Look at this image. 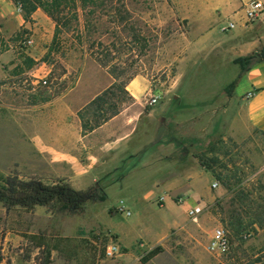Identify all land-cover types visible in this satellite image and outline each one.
<instances>
[{"label":"rangeland","instance_id":"1","mask_svg":"<svg viewBox=\"0 0 264 264\" xmlns=\"http://www.w3.org/2000/svg\"><path fill=\"white\" fill-rule=\"evenodd\" d=\"M237 6L236 0H61L57 32L38 8L48 18L35 26L42 37L38 43L25 27L9 37L0 33V52L10 49L17 62L9 71L12 77L0 81L1 180L16 176L50 184L71 179L75 189L94 183L74 176L70 163L53 164L51 153L30 143L29 124L11 121L6 106L38 107L62 96L84 70L92 94L106 81L113 83L110 71L120 75L119 84L139 79L147 86L138 103L142 112L130 113L136 115V127L128 150L112 171L110 162L91 174L106 199L87 203L79 215L51 214L43 207L5 213L0 204V264H35L43 250L24 234H40L47 248L67 239L57 246L72 259L52 250V264H264V133L245 126L246 95L235 97L243 84L226 91L239 71L233 59L264 47V15L245 27L223 30ZM20 14L24 19L22 9ZM24 21L32 26L30 17ZM25 36L35 44L24 47ZM39 63L48 71L44 86L31 85L26 75ZM92 80L99 84L91 87ZM125 91L119 108L130 103ZM152 95L159 99L149 105ZM199 155L226 164L236 184L225 189L199 166ZM78 157L86 160L82 153ZM240 197L247 215L257 206V217L246 216L245 223H254L233 233L226 219ZM196 205L202 211L191 220L186 211ZM217 226L230 242L229 253L220 257L206 248ZM111 241L123 254L101 257ZM154 248L158 253L142 262Z\"/></svg>","mask_w":264,"mask_h":264},{"label":"crops","instance_id":"2","mask_svg":"<svg viewBox=\"0 0 264 264\" xmlns=\"http://www.w3.org/2000/svg\"><path fill=\"white\" fill-rule=\"evenodd\" d=\"M30 18L33 21L32 29L28 25L29 23L22 19L20 12L16 11V6L11 0H0V33L2 37H9L6 35H9L10 32L25 27L29 32L36 34L38 43L42 37L36 29L37 25L40 24L42 27L47 23L48 18L38 9L31 14ZM29 56L33 57L32 55ZM14 60L10 56V49L0 52V81L12 77L9 71L17 63ZM90 69L94 72L97 71L96 67ZM88 77L84 70L72 88L68 89L62 96L42 103L38 107L8 105L3 111L9 113L10 120H15L14 122L17 125L21 126L22 121L29 124L28 134L30 135L28 137L30 143L40 150L51 153L53 164L70 163L69 167L73 169L70 171H74V176L89 177L92 180L91 182H96L94 175L91 176V174H94L96 170L101 169L104 165L110 164V162L112 164L110 171H112L115 169L114 164L118 157L128 150L132 131L136 127V115L133 116L130 113L136 109L137 113L142 112L138 103H141V97L147 90V86L139 79L130 81L126 86L130 103L121 106L118 114L106 122L84 133L81 129L78 112L111 84L106 81L97 93L92 94L95 92L94 88L87 89L84 84ZM95 82L92 80L89 85L94 87L95 84H99ZM240 83L244 87L239 95L235 97L242 98L247 93L249 94L244 100L243 107L245 126L264 132V62L252 64L242 74L236 85ZM108 129L109 132L97 137L100 134L99 132ZM120 147L121 150H119ZM80 153L86 156V160L81 161L79 159L78 154ZM77 163L79 165H76ZM110 171L105 173L104 176ZM65 181L71 183V179ZM122 254L120 252L116 256Z\"/></svg>","mask_w":264,"mask_h":264},{"label":"trees","instance_id":"3","mask_svg":"<svg viewBox=\"0 0 264 264\" xmlns=\"http://www.w3.org/2000/svg\"><path fill=\"white\" fill-rule=\"evenodd\" d=\"M12 3L22 9L23 17L28 20L30 15L38 8L53 21L55 24V30L60 28L58 14L61 6V0H49L50 2H40V0H11ZM36 1V2H35ZM85 0H83L84 2ZM55 37V34H54ZM264 62V47L254 50L253 52L239 56L233 59V63L238 66V73L235 79L228 84L226 87L227 93H231L234 90L236 83L242 74L248 70V68L254 64ZM101 67H107V64L103 62H97ZM109 66V70H110ZM113 83L110 84L101 93L96 95L89 103L84 106L82 110L78 112V117L81 123L82 132H89L94 128L98 127L102 123L109 120L119 112L118 101L121 94H126L125 87L128 83L121 82L119 84V74H115L113 71L109 72ZM72 88V87H70ZM149 108L144 109L147 112ZM261 132V131H260ZM264 133V132H261ZM198 164L201 168L211 172V174L217 178L220 184L227 190H230L235 182V173L230 170L226 164H219L220 161L214 158H207L204 156H197ZM219 170V172L216 171ZM120 180L116 178L114 182ZM98 181L87 186L84 189H75L67 181L59 180L46 184L38 178H29L26 180L19 179L16 176H7L4 179H0V204L4 209L5 213L10 212L15 208H20L25 211H31L35 207H43L51 214L61 215H79L84 212L87 203L103 202L106 199V194ZM244 198L240 197L234 199L236 205L228 211L227 214V228L233 233L245 230L250 224L254 222L245 223L244 218L255 217L256 219V207L252 214L247 215L245 211V204L242 202ZM234 206V205H233ZM238 206H240L238 208ZM250 209V207L248 208ZM224 221V220H223ZM24 239L29 240L34 244L35 248L42 249L43 252H38V257L35 258V264H52L51 251L56 250L57 254L65 259L71 260L72 256L61 252L58 248L57 243L60 241H67L66 238L63 240H57L51 248L45 247L44 238L40 234H24ZM158 248H154L146 253L145 257L141 260L145 262L153 258L158 252ZM103 257V252L101 253ZM26 259L30 256L26 255ZM2 257L0 256V262Z\"/></svg>","mask_w":264,"mask_h":264},{"label":"built area","instance_id":"4","mask_svg":"<svg viewBox=\"0 0 264 264\" xmlns=\"http://www.w3.org/2000/svg\"><path fill=\"white\" fill-rule=\"evenodd\" d=\"M237 9L233 12V17L228 19L225 23L223 30H231L236 28L238 25L243 27L247 26L251 22H255L262 18L264 15V0H236ZM16 11L20 12L21 8L16 7ZM34 41L32 37L27 36L23 39L22 45L24 47L33 46ZM44 66V63L37 64L34 68L27 72V79L30 81L31 85H47V75L48 71L46 69L41 70ZM249 94H246V98ZM158 96L152 95L149 97V105H153L158 101ZM213 188L217 186L216 182L211 184ZM162 199V198H161ZM201 208L196 205L192 208H189L186 211L187 217L191 220H195L196 217L201 213ZM126 216H129V212H125ZM230 242L226 231L221 227H215L209 237L207 243V251L212 256L220 257L229 253ZM120 246L116 242H109L104 248V257L113 258L116 255L120 254Z\"/></svg>","mask_w":264,"mask_h":264}]
</instances>
